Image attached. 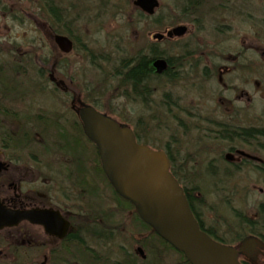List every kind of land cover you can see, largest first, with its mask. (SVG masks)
Here are the masks:
<instances>
[{
  "label": "rangeland",
  "instance_id": "374dc122",
  "mask_svg": "<svg viewBox=\"0 0 264 264\" xmlns=\"http://www.w3.org/2000/svg\"><path fill=\"white\" fill-rule=\"evenodd\" d=\"M158 1L155 14L147 16L132 0H0V68L30 78L43 91L37 96L45 101L42 104L64 112L70 110L69 105L68 109L58 108L60 104L53 101L57 97L50 96L55 86L49 77L59 75L74 90V98L82 100L77 102L80 108L94 106L130 126L145 144L167 149L176 172L192 190L205 225L219 237L237 243L254 231L245 220L264 232V176L252 161L231 164L234 150L248 154L250 147L235 134L223 136L224 80L219 76L224 73L218 70L227 62L224 67L235 70L230 78L239 75L229 80L231 84L245 87L250 96L257 93L252 97L255 107L249 108L246 106L252 102L245 93L228 91V98L236 101L243 96V100L235 107L239 116L235 109L225 115L245 124L264 120V98L257 88L259 74H264V37L256 40L261 23L255 16V11L263 13L264 0ZM51 7L57 9L60 21ZM178 26L187 27L181 37L161 41L153 37L166 36ZM55 34L69 35L74 50L63 54L53 40ZM150 50L172 58L174 75L153 77L147 85L151 94L144 99L123 82L119 71L124 60L133 61ZM223 53L225 61L221 60ZM14 59L18 65L8 68L5 63ZM67 116L71 121L64 127L53 121L48 131L52 139L41 141L43 145L36 146V151L57 147L52 140L79 136L74 118L70 113ZM15 130L1 129L0 140L7 131ZM92 143L85 136L83 143L68 151L71 156L81 154L84 168L78 178L69 175L62 186L66 199L56 197L67 210L78 212L76 222L83 227L81 244L72 247L78 250L79 262L76 259L70 264H157L158 259V264H183L180 253L165 250L149 237L133 207L113 197ZM25 174L33 176L28 171ZM93 191L98 192L96 198L90 194Z\"/></svg>",
  "mask_w": 264,
  "mask_h": 264
},
{
  "label": "flooded vegetation",
  "instance_id": "af4514ba",
  "mask_svg": "<svg viewBox=\"0 0 264 264\" xmlns=\"http://www.w3.org/2000/svg\"><path fill=\"white\" fill-rule=\"evenodd\" d=\"M257 12L259 11H255V16L259 18L258 23H261V25H258L260 30L258 31L259 37H256V40H262V37H264V10L260 14ZM224 58L223 53L221 60L225 61ZM11 64L18 65L15 59L12 63L10 61L5 63L8 68ZM225 64L227 62H223L220 67L218 66L219 70L222 69V72L218 70L219 74L224 73V76H219L221 80H224V118L220 121L223 136L225 138L229 134H235L241 142L248 141V143H245L250 147L247 151L248 154H240L239 149L234 150L236 154L231 164L235 167L238 164L236 162L252 161L255 170L264 176V120L259 118V120L245 124L225 115L228 111L235 109V112L238 113L237 116H239L240 113L237 112L235 107L238 106V103H242L243 96H247L248 102H252V97H256L257 93L250 96L249 92H244L246 91L245 87L239 89L240 85H232L230 81L236 75L230 77L235 73V70L224 67ZM1 70L2 68H0V132L1 129L6 128L16 130L12 133L7 131L8 133L0 140V205L14 213L56 212L60 214V218L57 220V228H60L63 233V223L67 222L69 226L66 230L67 233H63L62 237L59 234L47 232L43 224L28 219L0 230V264L6 262L8 264H70L71 261L76 259L77 263L79 262L78 250L72 247L74 244H81L78 240L81 239L80 233L83 227L76 222L78 212L67 210L61 204L62 201L56 197L60 198L61 196L66 199L65 187L62 186L69 181V175L75 176L76 174V178H78L79 170L84 168L81 154L71 156L73 153L64 150L68 144L74 147L75 144L79 146L80 143L85 141L83 129L80 131V128H82L81 108L77 105V102L80 103L82 100L74 98V90L69 88L67 82L61 76L51 74L49 83L55 87L53 91L50 90L51 93L54 92L50 96L57 97L56 99L54 97L53 101L57 105L60 104L58 108L68 109L69 105L71 110L54 111L51 107L42 104V102H45L44 100L37 98L38 93L43 91H38L35 88V83L31 82L30 78L26 79L23 75L14 73L13 70L5 73ZM259 75L261 76V82H257V88L258 92H261L259 97L264 98V74ZM235 90L239 91L235 92L237 95L245 94L241 98L237 96L236 101H233V98H228L227 95L228 91ZM44 92L47 91L44 89ZM51 97L49 98L51 99ZM253 101L256 103L254 99ZM255 105L252 102L247 104L246 107L254 108ZM262 111L264 114V107ZM69 113L74 118L73 123L79 130L77 132L79 136L71 140L68 138H64L65 140H52L57 147L50 145L45 147L44 151H36V146L43 145L41 141L48 140V137L52 139L48 131L53 121L62 127L70 123L71 120L67 116ZM212 113L214 112L212 111ZM4 140H7V142H4ZM26 150L27 152H25ZM85 166L91 171L88 162L85 163ZM25 171L31 172L33 176H26ZM194 213H196V217L199 216L200 223L202 222L205 225L196 206ZM254 230L248 235L254 236L264 243V232L260 231L257 224ZM6 232L7 235H5ZM235 242L224 239V243L236 247L241 245L242 239L237 243ZM257 250L258 255L255 259H251L248 255H241L240 260L244 264H264V247H258Z\"/></svg>",
  "mask_w": 264,
  "mask_h": 264
},
{
  "label": "water",
  "instance_id": "95a60500",
  "mask_svg": "<svg viewBox=\"0 0 264 264\" xmlns=\"http://www.w3.org/2000/svg\"><path fill=\"white\" fill-rule=\"evenodd\" d=\"M133 4L148 15H153L160 5L158 0H133ZM186 31V26H178L167 36L181 37ZM153 37L162 40L165 35ZM53 39L62 52L68 54L73 50L74 43L68 36L55 34ZM166 64L164 59L156 60L157 72L165 71ZM80 117L86 136L98 146L104 172L116 192L134 205L136 213L153 232L183 252L191 264H242L241 254L251 259L257 257V248H263L264 243L255 237H246L237 249L201 230L184 189L170 171L171 163L165 152L138 143L130 127L91 105H83ZM59 218L56 212L14 213L0 205V229L28 219L62 237L68 223H63L62 233L57 228Z\"/></svg>",
  "mask_w": 264,
  "mask_h": 264
},
{
  "label": "trees",
  "instance_id": "16d2710c",
  "mask_svg": "<svg viewBox=\"0 0 264 264\" xmlns=\"http://www.w3.org/2000/svg\"><path fill=\"white\" fill-rule=\"evenodd\" d=\"M51 12L53 13L54 17L60 21L61 17L58 14V11L56 8L51 7ZM141 14V13H140ZM141 16H143V14H141ZM163 55H160L158 52H156V50H150L149 54H138V56L135 57V59H126L124 60L123 66H122V70L119 71V75H121L123 77V82H125L126 84L128 83L131 87L133 92L135 93V95L138 96H144V99H148V95L151 94V88H149L148 90V84L151 82L153 77H157L160 78L159 74H157V70H156V66H155V62L156 60L159 59V57H161ZM162 58V57H161ZM163 58L166 60L167 62V69L164 72V75H166L169 78H172L174 75V71H173V60L171 57L169 56H163ZM81 131V128H80ZM136 133V132H135ZM136 136L138 138L139 141H142L141 137L139 134L136 133ZM143 142V141H142ZM64 150L66 152L68 151H73L74 147L70 144H68V146L66 148H64ZM96 150V148H95ZM170 158V160L174 163V159L172 158V156L170 155V152L166 149L165 150ZM99 161V160H98ZM84 175H83V179L85 181H87L88 177L86 175V171H84ZM102 175L104 177V179L106 180L107 185L111 188L110 184L108 183L103 171L101 170ZM173 174L179 179L177 172L174 170H172ZM83 174V172H82ZM80 178V177H79ZM187 198L190 202V205L192 207L193 212H195V201L193 198V192L191 189H189L187 186L184 187ZM113 194V197H115V199L117 200V202H122L123 204H126L128 206H130V208H132L133 206L130 204V202H128L127 200H124L123 198H121L120 196H118L114 190L111 191ZM90 194L92 196H97L98 192H90ZM94 200V199H93ZM120 202V203H121ZM196 214V213H195ZM199 218V216L197 217V219ZM200 222V221H199ZM245 223L254 228L255 226H253V222L250 221H246ZM141 224L150 232L149 237L151 239H154L157 243L163 245V248L165 250H173V247L167 243L165 240H163L161 237H159L157 234L152 233L151 232V228L143 223L141 221ZM200 226L203 230H205L206 232H208V234H210L212 237H214L215 239L224 242V238L219 237L215 231H213V229L211 227H206L202 222L200 223ZM100 228V226L98 227ZM255 231V230H254ZM100 233H98L97 235H99ZM77 240V237L75 238ZM81 243V240H78ZM160 255V251L158 252L157 256ZM182 256V263L183 264H190L186 258L184 257L183 254H181ZM133 261H129L128 264H133ZM161 263V261L158 259L157 260V264Z\"/></svg>",
  "mask_w": 264,
  "mask_h": 264
}]
</instances>
